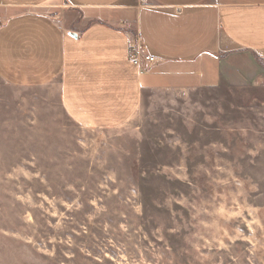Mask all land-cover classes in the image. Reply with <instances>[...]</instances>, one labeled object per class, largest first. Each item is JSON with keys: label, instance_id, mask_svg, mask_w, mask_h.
<instances>
[{"label": "rangeland", "instance_id": "rangeland-1", "mask_svg": "<svg viewBox=\"0 0 264 264\" xmlns=\"http://www.w3.org/2000/svg\"><path fill=\"white\" fill-rule=\"evenodd\" d=\"M1 87L0 264H264V86L107 131Z\"/></svg>", "mask_w": 264, "mask_h": 264}, {"label": "crops", "instance_id": "crops-1", "mask_svg": "<svg viewBox=\"0 0 264 264\" xmlns=\"http://www.w3.org/2000/svg\"><path fill=\"white\" fill-rule=\"evenodd\" d=\"M135 34L156 57L145 71L128 59ZM1 86L106 131L202 90L264 86V0H0Z\"/></svg>", "mask_w": 264, "mask_h": 264}, {"label": "built area", "instance_id": "built-area-1", "mask_svg": "<svg viewBox=\"0 0 264 264\" xmlns=\"http://www.w3.org/2000/svg\"><path fill=\"white\" fill-rule=\"evenodd\" d=\"M128 59L134 66L145 71L155 62L156 57L146 50L141 37L135 34L129 40Z\"/></svg>", "mask_w": 264, "mask_h": 264}]
</instances>
